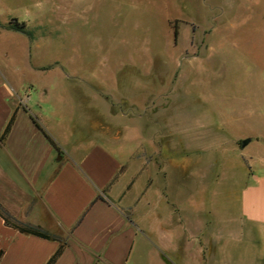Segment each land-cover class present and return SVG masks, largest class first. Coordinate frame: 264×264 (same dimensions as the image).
Segmentation results:
<instances>
[{
    "label": "rangeland",
    "instance_id": "rangeland-1",
    "mask_svg": "<svg viewBox=\"0 0 264 264\" xmlns=\"http://www.w3.org/2000/svg\"><path fill=\"white\" fill-rule=\"evenodd\" d=\"M40 1L21 18L26 34L0 24V73L21 96L49 90L30 105L64 153L114 143L133 193L125 213L141 230L147 213L164 220L173 246L198 224L207 264L208 237L240 213L249 173H264V0ZM141 240L134 264H160L159 240ZM236 240L229 263L264 255ZM174 252L164 255L181 264Z\"/></svg>",
    "mask_w": 264,
    "mask_h": 264
},
{
    "label": "crops",
    "instance_id": "crops-1",
    "mask_svg": "<svg viewBox=\"0 0 264 264\" xmlns=\"http://www.w3.org/2000/svg\"><path fill=\"white\" fill-rule=\"evenodd\" d=\"M41 4L40 0H0V24H8L11 18L28 23L21 18L38 12ZM237 5L230 3V9ZM3 31L7 32L0 28L1 43L6 36ZM48 91L33 88L21 96L17 86L0 73V207L17 224L39 227L51 236L21 232L0 215V264H47L63 243L65 249L55 264H134L139 237L142 244L147 241L153 246V239L159 240L160 264H174L164 255L173 249L181 264H203L198 224L185 242L176 233L173 246L174 236L162 227L164 220L158 227L152 212L149 220L147 213L141 230L125 213L133 193L123 172L127 157L114 150V143L108 141L110 147L97 140L82 142L64 153L62 138L55 136L47 114L38 105L37 110L30 105L34 94L37 103ZM15 111L13 127L1 142ZM246 141L248 145L251 139ZM249 176L241 191L240 213L224 216L223 232L216 236L214 231L208 237L207 264H234L229 263L228 246L236 239L242 242L244 236L255 248L264 246V173L251 171ZM263 256L253 255L246 263L264 264Z\"/></svg>",
    "mask_w": 264,
    "mask_h": 264
},
{
    "label": "trees",
    "instance_id": "trees-1",
    "mask_svg": "<svg viewBox=\"0 0 264 264\" xmlns=\"http://www.w3.org/2000/svg\"><path fill=\"white\" fill-rule=\"evenodd\" d=\"M6 28L11 30V31L22 32L24 34H26V32H27L26 31V23L25 22H18L17 19H13L12 21H10L7 24ZM177 35H178V31L175 30V37H177ZM15 118H16V111L12 115L3 135L1 136V142H3L6 139V137L9 135V133L13 127V124L15 122ZM44 133L47 136V138L54 144V142L50 138V136L48 134H46V132H44ZM0 215L5 219L7 224L19 229L21 232L32 233V234H35V235H38V236H41L44 238H50L51 237L47 232L43 231L39 227H27V226H21V225L17 224L13 220V218L7 212H5L1 207H0ZM65 246H66V243H63L47 264H55L57 259L63 253ZM0 257H1V254H0Z\"/></svg>",
    "mask_w": 264,
    "mask_h": 264
},
{
    "label": "water",
    "instance_id": "water-1",
    "mask_svg": "<svg viewBox=\"0 0 264 264\" xmlns=\"http://www.w3.org/2000/svg\"><path fill=\"white\" fill-rule=\"evenodd\" d=\"M246 144H247V141H245L243 145L245 146Z\"/></svg>",
    "mask_w": 264,
    "mask_h": 264
}]
</instances>
